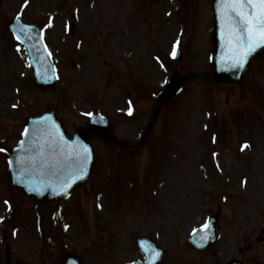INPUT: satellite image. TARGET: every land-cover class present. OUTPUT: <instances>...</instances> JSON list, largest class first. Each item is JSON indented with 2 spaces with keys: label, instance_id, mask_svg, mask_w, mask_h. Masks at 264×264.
I'll return each mask as SVG.
<instances>
[{
  "label": "rangeland",
  "instance_id": "374dc122",
  "mask_svg": "<svg viewBox=\"0 0 264 264\" xmlns=\"http://www.w3.org/2000/svg\"><path fill=\"white\" fill-rule=\"evenodd\" d=\"M18 13L42 26L51 16L55 20L47 34L60 70L53 91L37 88L25 52L10 34L8 21ZM211 16L212 0H4L0 249L10 243L12 264L25 255L30 264L37 262L43 246L40 213L56 260L73 251L83 264H127L142 258L136 238L147 236L165 251L159 264H220L239 257L240 249L250 264H264V53L239 85L215 83L209 75ZM123 18L128 21L122 23ZM69 21L76 24L73 36L64 24ZM177 46L183 52L180 61L173 57ZM175 71L204 77L190 80L162 110L143 148H117L93 137V176L59 206L37 208L14 188L9 151L30 116L53 110L73 135L91 114L101 112L119 139L136 143L147 128L155 95ZM218 211L219 242L197 251L189 234Z\"/></svg>",
  "mask_w": 264,
  "mask_h": 264
},
{
  "label": "water",
  "instance_id": "95a60500",
  "mask_svg": "<svg viewBox=\"0 0 264 264\" xmlns=\"http://www.w3.org/2000/svg\"><path fill=\"white\" fill-rule=\"evenodd\" d=\"M214 68L216 72V79L218 81L227 83H238L244 77L248 64L255 58L261 51L264 50V46L257 48L248 57L243 67H232L231 62L228 60L227 47L225 40L222 36V19H221V0H215L214 2ZM21 28H27L21 26ZM33 29V28H30ZM36 30V29H35ZM37 31V30H36ZM32 54V52H31ZM33 57V56H32ZM33 67L35 70L39 69V63H35V58H31ZM48 64V63H47ZM50 67L46 66L43 74L39 77L38 83L40 86L47 88L51 86L52 77L50 76ZM189 76L176 75L173 77L171 83L157 98L156 110L153 113L156 117L160 107L169 100L177 91L181 84ZM154 117V118H155ZM91 130L98 132L101 137L109 138L110 129L108 125L104 122L94 121V123L89 126ZM61 122L57 121L56 117L46 115L42 118L32 119L27 135L23 140L21 146L15 149L11 157V165L13 169L15 185L19 190L26 191L30 195H33L40 203H47L50 201H58L63 197L67 196L72 190L76 183L83 182L84 178L88 177L90 174V168H92L94 162V150L90 148L88 136L79 132L78 134L81 138H76L74 141L67 139L65 132L63 131ZM51 133V137L49 134ZM55 139L56 144L52 145L49 143V139ZM85 141H83V139ZM86 147L88 150L87 160L84 164V171L81 174L79 171L80 163L75 159L73 155V160L69 162H64V166L61 170L53 171L48 173L50 168L55 164L56 161H62V153L60 149H63L64 153H80L82 149ZM41 152H43V157H41ZM62 156V157H61ZM29 158H36V163L33 165ZM18 159L29 161L23 166L17 163ZM79 177V178H77ZM82 180V181H81ZM45 181V182H44ZM80 181V182H79ZM64 184L65 188L61 185ZM70 185V186H68ZM216 220L213 218L207 229L200 230L192 236L191 241L198 247L209 246L218 238V228L216 227ZM207 235V240H201L202 235ZM143 245V246H142ZM142 250L144 251L146 262L137 264H154L158 258L152 256L151 249L153 247L149 246L147 242L143 243ZM146 249L148 251H146ZM64 264H74L73 262L66 260ZM76 264H80L77 260Z\"/></svg>",
  "mask_w": 264,
  "mask_h": 264
},
{
  "label": "snow or ice",
  "instance_id": "6c2138e0",
  "mask_svg": "<svg viewBox=\"0 0 264 264\" xmlns=\"http://www.w3.org/2000/svg\"><path fill=\"white\" fill-rule=\"evenodd\" d=\"M221 19L222 36L226 43L228 60L231 62L232 67H243L247 57L257 48L264 46V0H221ZM17 39H19V36H17ZM173 54L175 53L173 52ZM27 132L28 130L25 129L24 134L27 135ZM49 136L51 137V133ZM49 143L55 145L56 140L50 138ZM0 151H3V149H0ZM60 152L63 154L65 162H70L74 155L80 163L79 171L81 174L83 173L88 156L86 147L80 153L75 154L64 153L62 148ZM40 155L43 157V152ZM29 160L33 165L36 163V158H29ZM27 162L29 161L17 160V163L21 166ZM56 164L60 165L61 169L64 166V163L60 160H57ZM61 187L65 188V185L62 184ZM207 228L208 225L205 224L203 229ZM207 238L206 234L200 237L204 241ZM146 251L148 250L146 249ZM151 253L155 258L160 256L159 251L155 249H151Z\"/></svg>",
  "mask_w": 264,
  "mask_h": 264
}]
</instances>
